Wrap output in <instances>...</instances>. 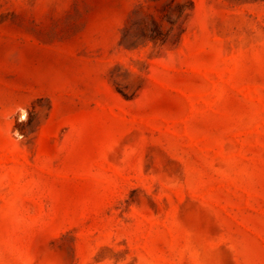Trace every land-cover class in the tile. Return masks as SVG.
<instances>
[{
	"label": "rangeland",
	"instance_id": "obj_1",
	"mask_svg": "<svg viewBox=\"0 0 264 264\" xmlns=\"http://www.w3.org/2000/svg\"><path fill=\"white\" fill-rule=\"evenodd\" d=\"M0 264H264V0H0Z\"/></svg>",
	"mask_w": 264,
	"mask_h": 264
}]
</instances>
